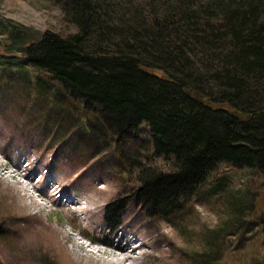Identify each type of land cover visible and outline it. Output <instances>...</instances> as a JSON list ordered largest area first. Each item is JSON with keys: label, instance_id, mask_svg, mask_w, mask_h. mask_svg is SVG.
Instances as JSON below:
<instances>
[{"label": "trees", "instance_id": "trees-1", "mask_svg": "<svg viewBox=\"0 0 264 264\" xmlns=\"http://www.w3.org/2000/svg\"><path fill=\"white\" fill-rule=\"evenodd\" d=\"M48 1L74 32L46 29L28 39L13 25L7 39L20 55L2 62L45 71L60 96L80 101L93 116L81 132L88 157L117 154L145 216L171 219L192 207L221 164L264 172V0ZM142 124L151 156L124 146L136 145ZM127 202L105 204L110 232ZM252 203L246 190L233 194L229 219L188 264H224L223 243L253 225L260 242L248 249L264 264V212L247 221Z\"/></svg>", "mask_w": 264, "mask_h": 264}, {"label": "rangeland", "instance_id": "rangeland-1", "mask_svg": "<svg viewBox=\"0 0 264 264\" xmlns=\"http://www.w3.org/2000/svg\"><path fill=\"white\" fill-rule=\"evenodd\" d=\"M13 25L23 27L28 39L46 29L75 30L52 1L0 0V264H119L113 258L129 254L123 264H188L229 219L226 204L233 194L246 190L253 200L247 221L264 212V172L224 163L199 188L192 207L171 219L145 216L132 197L135 180L117 154L108 149L88 157V135L81 132L93 116L80 101L60 96V83L47 72L2 62L20 55L17 43L10 47L7 39ZM150 140L142 124L136 145L124 146L151 156ZM34 191L42 197H32ZM119 197L128 202L120 230L112 233L104 206ZM256 230L253 225L240 239L223 243L224 264H256Z\"/></svg>", "mask_w": 264, "mask_h": 264}, {"label": "bare ground", "instance_id": "bare-ground-1", "mask_svg": "<svg viewBox=\"0 0 264 264\" xmlns=\"http://www.w3.org/2000/svg\"><path fill=\"white\" fill-rule=\"evenodd\" d=\"M110 245H112V244H110ZM112 247L115 248V249H120V250L124 251V250L122 249V248H124L123 246H121V247H122V248H121V247H118L117 244H115V245H112ZM136 248H137V246L134 245V247H133L132 250H135ZM111 257H112V256H111ZM129 258H132V255H131V254H129V255H124L123 258H121V259H123V260H127V259H129ZM113 259H115V260H117V261H120V263H122V262L124 263V262H125V261H123V260H121V259H119V258H113ZM120 263H119V264H120ZM123 263H122V264H123ZM135 263H136V264H139L137 261H135Z\"/></svg>", "mask_w": 264, "mask_h": 264}]
</instances>
